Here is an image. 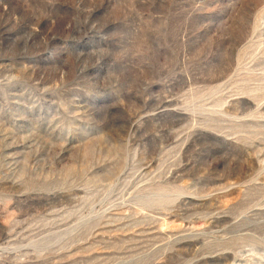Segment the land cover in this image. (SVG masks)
Segmentation results:
<instances>
[{"label":"rangeland","instance_id":"rangeland-1","mask_svg":"<svg viewBox=\"0 0 264 264\" xmlns=\"http://www.w3.org/2000/svg\"><path fill=\"white\" fill-rule=\"evenodd\" d=\"M0 264H264V0H0Z\"/></svg>","mask_w":264,"mask_h":264},{"label":"bare ground","instance_id":"bare-ground-1","mask_svg":"<svg viewBox=\"0 0 264 264\" xmlns=\"http://www.w3.org/2000/svg\"><path fill=\"white\" fill-rule=\"evenodd\" d=\"M92 33V32H91Z\"/></svg>","mask_w":264,"mask_h":264}]
</instances>
